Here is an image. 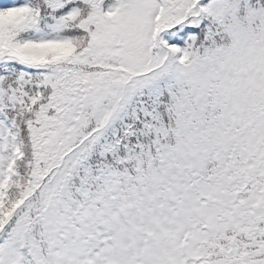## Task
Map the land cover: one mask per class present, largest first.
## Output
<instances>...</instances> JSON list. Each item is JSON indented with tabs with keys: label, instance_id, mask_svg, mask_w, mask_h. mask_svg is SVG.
<instances>
[{
	"label": "snow or ice",
	"instance_id": "snow-or-ice-1",
	"mask_svg": "<svg viewBox=\"0 0 264 264\" xmlns=\"http://www.w3.org/2000/svg\"><path fill=\"white\" fill-rule=\"evenodd\" d=\"M0 264H264V0H0Z\"/></svg>",
	"mask_w": 264,
	"mask_h": 264
}]
</instances>
